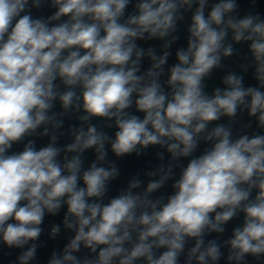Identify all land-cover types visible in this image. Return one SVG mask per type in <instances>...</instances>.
<instances>
[{
    "label": "clouds",
    "instance_id": "obj_1",
    "mask_svg": "<svg viewBox=\"0 0 264 264\" xmlns=\"http://www.w3.org/2000/svg\"><path fill=\"white\" fill-rule=\"evenodd\" d=\"M0 264H264V0H0Z\"/></svg>",
    "mask_w": 264,
    "mask_h": 264
},
{
    "label": "water",
    "instance_id": "obj_2",
    "mask_svg": "<svg viewBox=\"0 0 264 264\" xmlns=\"http://www.w3.org/2000/svg\"><path fill=\"white\" fill-rule=\"evenodd\" d=\"M131 167V166H130Z\"/></svg>",
    "mask_w": 264,
    "mask_h": 264
}]
</instances>
